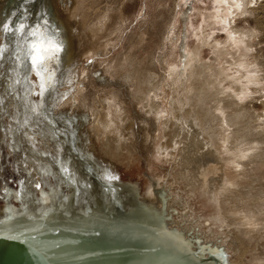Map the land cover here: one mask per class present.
<instances>
[{
    "label": "rangeland",
    "instance_id": "374dc122",
    "mask_svg": "<svg viewBox=\"0 0 264 264\" xmlns=\"http://www.w3.org/2000/svg\"><path fill=\"white\" fill-rule=\"evenodd\" d=\"M20 4L21 0H0V20L17 11L14 21H18ZM188 4L190 8L186 7ZM228 4H219L215 0H57L62 27L67 30L65 43L70 45V58L81 77L75 91L70 92L57 111H67V102L74 101L86 102L102 114L100 106L111 101L105 96L112 94L114 102H120L123 116L127 118L123 122L127 133L130 130L128 127L132 125L133 128L143 118L137 109L140 102H155L159 105V127L162 129L163 121L174 111L172 105L177 106L175 102H189L192 106L194 102H203L190 93L186 94L188 82L193 80L187 77V62L203 65L212 70V74H215L212 78L219 79L223 90L236 94L225 97L224 102H239L240 111H247L254 121L262 122V126L255 127L263 139L258 149L255 148L256 144H247L241 156L244 167L237 169L234 167L238 166V162H229L226 172L239 183L243 191L241 196H260L261 193L264 196V0H256L255 6L252 1H248L244 4L247 9L240 3L241 8ZM184 13H187L186 22ZM185 23L186 42L182 36ZM3 42L0 34V43ZM182 43L187 48L186 54L182 51ZM86 60H93L94 63L85 65ZM97 71L101 73L100 77L92 75ZM85 75L86 80L83 79ZM255 77L258 78L256 82L253 80ZM72 78L75 79V75ZM141 84L147 98L135 95L134 86ZM216 87L217 90L221 88L220 85ZM61 91H68V88ZM210 93L207 94L208 98ZM187 105L181 106L183 110L179 113L184 118ZM8 122L9 118L5 117L4 123ZM159 134L160 131L155 130V138ZM167 136L165 139H168ZM185 140L184 136L176 138L174 147L169 146L163 157H156L152 152L144 153L138 144L136 149L127 147L129 153L133 150L138 153L134 160L125 158L115 168L113 174L119 180L114 182L124 183L127 190L120 193L128 198L138 190L143 195L150 187L165 190L167 199L173 203L180 217L179 222L197 227L205 240L216 242L220 239L229 254L228 260L231 264H238L235 259L240 254V248L237 246L238 253L233 250L226 240V232L220 231V211L211 190L218 185L217 174L214 170L201 171L200 164L198 167V163L201 166L205 163V156L199 155L197 162L188 163L184 160ZM8 154L0 151V160ZM103 168L107 169L105 166ZM0 171L4 172V176L11 175L2 164ZM198 171H201L200 174ZM93 181L96 183L93 185H98L95 179ZM100 193L103 190H85L82 193L87 194L84 207L89 206V209L96 205L95 199ZM227 234L232 239L233 234ZM262 247L264 242L259 249ZM243 259L245 264L256 262H251L249 255Z\"/></svg>",
    "mask_w": 264,
    "mask_h": 264
},
{
    "label": "snow or ice",
    "instance_id": "6c2138e0",
    "mask_svg": "<svg viewBox=\"0 0 264 264\" xmlns=\"http://www.w3.org/2000/svg\"><path fill=\"white\" fill-rule=\"evenodd\" d=\"M215 2L227 5L229 0ZM232 4L241 7L236 0ZM18 11V21H14L17 11L0 20L4 40L0 43V151L9 153L0 164L11 173L4 176L0 171V205L5 209L0 237L24 240L37 256L47 259L49 246L37 234L60 231L48 221L57 200L60 208L69 200L62 190L80 195L94 187L92 180L97 176L107 185L119 177L114 170L101 168L84 147L80 133L84 122L73 111L76 103L69 102L67 111H57L81 79L69 55L70 45L65 43L67 30L62 27L57 0H21ZM183 15L186 22L187 13ZM182 36L186 42V23ZM181 48L186 54L184 43ZM93 63L84 61L85 65ZM92 75L100 77L101 73ZM66 87L68 91H61ZM5 117L9 118L7 124ZM189 244L183 240L178 245L187 254L188 264H230L226 249L220 246L195 239Z\"/></svg>",
    "mask_w": 264,
    "mask_h": 264
},
{
    "label": "bare ground",
    "instance_id": "6f19581e",
    "mask_svg": "<svg viewBox=\"0 0 264 264\" xmlns=\"http://www.w3.org/2000/svg\"><path fill=\"white\" fill-rule=\"evenodd\" d=\"M248 1L250 2L252 0H236V3L246 5ZM228 5L230 7L234 6L230 0ZM245 5V9H247ZM194 60H196V58ZM187 63L189 65L188 72H186L187 77L193 80L188 82V85L186 84V94L190 93L192 97H197V99L203 102H191L193 106L189 102H175L177 106L172 105L174 111L163 121L162 129L159 127V105L155 102H140L137 109L143 118L139 120L133 128L132 125L128 127L130 128L128 133L125 124H123V122L127 121V118L123 116L120 102H114V95L108 94L105 96L107 100L111 101L105 102V106H100L102 114H99L98 110L90 107L86 102H75L77 107L73 109V111L76 112L84 122L80 128V133L85 140L84 147L94 154L95 161L101 168L105 166L107 169L115 170L125 158L130 161L135 159L138 152L133 150L132 153H129L126 151L127 147L136 149L135 146L138 144V146L140 145L142 147L144 153L152 152L156 157H163V154L168 152L169 146L173 145L172 147H174L173 143L175 139L184 136L186 139L185 141H187L185 152L183 153L184 160L191 163L195 162L196 159L199 158V155L205 156V163H203L202 166L201 163H198V167L200 164V167H202L201 171L214 170L215 174H217L218 185H216V187L213 186L211 190L213 191L220 211L219 220L222 229L220 231L223 232L224 230L226 232V240L229 241L230 247L233 250L238 253L237 249L238 247L240 248V254H238L239 256L235 261L238 264H245L243 258L249 255L251 262L256 260L255 264H264V248L262 247L259 249L261 243L264 242V196L262 193L260 196H257L258 194H256V196H251L250 194L241 196L242 190L239 188V183L232 180L226 172V166L229 162L231 164L238 162V164L235 163L238 166L234 168L240 169L244 167L241 156L247 144L249 145L252 143L253 146L254 144L257 145L255 148L259 147L258 144L261 142L262 134H260L255 127L261 125L262 122H260L261 120L254 121L247 111H240V107H238L239 102H228L227 99V102H224L225 97L230 98L234 95L236 96V94H234L233 91L230 92V90H223L221 87L222 83L219 79L217 77L212 78L213 75L215 76V74H212V70L210 71L205 66L199 65L198 63ZM171 72L172 71H170V73ZM174 73L175 71H173V74ZM216 73H218V71H216ZM256 79L258 80L256 77L255 79L253 78V80H255L254 82H256ZM217 85L221 87L218 88V90L216 87ZM134 87L135 95H137L138 98L143 99L146 97L143 84ZM209 92L212 93H210L211 96L209 95L210 97L208 98L207 94ZM188 98L189 97H187V99ZM206 99L213 102H207ZM187 103L188 109L184 118V115L182 117L179 113L183 110V108L181 110V106ZM232 105H234L233 108ZM247 117H251V119L249 120ZM155 130L160 131V136L158 138L154 136ZM263 131L261 132L263 133ZM139 133L141 137H139ZM166 136L168 139H165ZM163 139H165V141H163ZM255 148H253V150ZM126 154H128V157H126ZM256 155L255 153L254 157H256ZM258 155L260 156V154ZM211 164H213L212 167H210ZM201 171H198V173ZM235 174L238 175V173ZM92 183L96 184L93 180ZM94 187L93 190L102 191L98 185H94ZM120 187L122 189L120 192H126L127 187H125L124 184H120ZM147 191L148 190H145L143 193ZM136 192L139 194V190ZM153 192L156 195L151 199V206L155 211L149 212V216L147 215L148 219H126L122 223V219L119 218L116 222L115 220L114 222H107L101 217V215L107 214L105 208L99 213L96 211L98 209H87L83 213V219L87 222V226L85 227V225H82L84 228L79 227L77 231L79 233L83 232L82 235H87L84 234V232L88 230L89 233L93 231L109 234L111 233L110 231L113 233L119 231V233L122 234L124 233L123 229L126 228L135 235H142L143 232L146 233L147 240L153 243V246H158L159 249L156 254H152L151 252L145 254L140 258L138 264H186L181 260L183 252H181L178 247L180 238L182 241H189L190 246L194 238H200L202 240L201 242L204 244L210 242L211 245L215 244V247L222 246V248L226 249L220 242V239H217L216 242L205 240L197 227L192 228L179 222L180 217L173 207V203L170 199H167L165 190L154 189ZM86 195L80 194L77 195V197L85 200L84 197H87ZM163 208L167 210V215L164 213ZM133 209L134 207L132 206L130 210ZM50 211L52 212V210ZM148 221L151 222V228H153L149 230L155 232L153 234L146 228L141 227V225L148 224ZM104 224H106V228H104ZM162 225L166 226L165 228H167V231L162 230ZM177 228L179 229L177 230ZM84 229L86 231H84ZM170 229H174L175 234L171 232ZM48 232L50 231L45 230L42 233H38L40 236L39 239L43 241L45 245L48 244V246L54 247L55 255H62L65 253V250L73 248L75 250L74 253L77 254L76 250H79L80 247L77 248L78 246L76 245L68 246V240L63 236L64 234L55 236L52 239L51 234L48 235ZM227 232L233 234L232 239H230ZM166 234H170L171 237H174L175 241L170 239ZM90 236L92 237V235ZM56 245H58V247ZM64 246L66 248L65 250L63 249ZM193 251H195V248ZM226 254L227 258H229L227 250ZM47 256L52 259L54 258L51 257L50 254ZM70 256L66 258H70ZM1 258L2 255L0 254V259ZM7 259L12 260L10 256H8Z\"/></svg>",
    "mask_w": 264,
    "mask_h": 264
},
{
    "label": "water",
    "instance_id": "95a60500",
    "mask_svg": "<svg viewBox=\"0 0 264 264\" xmlns=\"http://www.w3.org/2000/svg\"><path fill=\"white\" fill-rule=\"evenodd\" d=\"M94 179L103 190L102 194L97 195L96 202H102L104 204L107 214H103L101 217L107 222H114V220L116 222L119 218L122 219V223L126 219H148L147 214L155 211L152 206H149L148 203L139 198L138 192L135 193V198L128 202V199L120 193L122 190L120 184L124 183L112 182L111 185H107L105 181L100 180L99 176ZM106 188H114L115 190L108 191L105 190ZM63 194L68 195L69 200L63 202L65 205L64 208H60L59 203L54 206V211H50L48 221L49 226L55 224L60 228V231H50L48 235L51 234V238L53 239L55 236L64 234L63 236L68 240V246L76 245L78 246L77 248L80 247L79 250H76L77 254L74 253V248L65 250L66 248L64 246L65 253L55 255L54 247L49 246L45 251L47 255L50 254L54 258L52 259L47 256V259H42L35 254L29 243L22 240H7L4 237H0V254L3 257V261H0V264H138L140 258L145 254L149 252L152 254L157 253L159 247L153 246V243L147 240L146 233L144 232L142 235H135L124 228V233L122 234L119 231L114 233L110 231L111 233L109 234H103L93 231L89 233V230L86 231L84 229L86 231L84 234L87 235H82L83 232L79 233L77 230L79 227H83L82 225L87 226V222L83 219L85 200L77 197V195H73L71 191H64ZM130 205H133V210L129 209ZM64 213H69V215H65ZM4 215L5 210L0 211V219H3ZM104 225V228H106V224ZM141 227L146 228L148 231H150L149 229H153L149 221L148 224L141 225ZM162 227V230L167 231L165 225H162ZM170 231L175 232L174 229H170ZM150 233L153 234L155 232L150 231ZM37 235L39 238V234ZM194 239L202 241L200 238ZM179 240L182 241L181 238ZM206 244H210V242ZM212 246L215 247V244ZM220 247L222 248V246ZM8 256L12 260H8ZM67 256H70V258H66ZM182 256L184 258L181 257V260L188 264L187 254L183 252ZM221 264H223V261Z\"/></svg>",
    "mask_w": 264,
    "mask_h": 264
},
{
    "label": "flooded vegetation",
    "instance_id": "af4514ba",
    "mask_svg": "<svg viewBox=\"0 0 264 264\" xmlns=\"http://www.w3.org/2000/svg\"><path fill=\"white\" fill-rule=\"evenodd\" d=\"M154 189H157V188L150 187V188H148V191L145 192L143 195L138 194V195L140 196L139 198H140L142 201L148 203L149 206L152 205V201H151V199L153 198V196L156 195V194L153 192ZM62 192H63V190H62ZM134 196H135V195H134ZM134 196L129 197V198L126 197V198L128 199V202L132 201V199L135 198ZM124 197H125V196H124ZM95 201H97V198L95 199ZM57 202H61V201H60V200H57ZM95 204H96V205L90 207L89 209H98V210H96L97 213H99L101 210H103V208H104V204H101V205H100V202H98V203L96 202ZM132 206H133V205H130L129 209H130ZM87 207H89V206H87ZM87 207H85L84 210L87 209ZM158 208H159V207H158ZM0 209H1V211H2V210H5L4 207L1 206V205H0ZM163 210H164V213L167 215V214H168L167 210L164 209V208H163ZM149 214H150V213H149ZM149 214H147V215L149 216ZM158 219H159V218H158ZM178 229H179V228H177V230H178ZM22 241H24V240H22ZM0 261H3V257L0 259Z\"/></svg>",
    "mask_w": 264,
    "mask_h": 264
}]
</instances>
